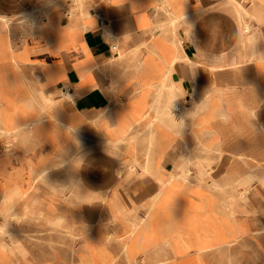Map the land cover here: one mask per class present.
Wrapping results in <instances>:
<instances>
[{
	"label": "crops",
	"instance_id": "obj_1",
	"mask_svg": "<svg viewBox=\"0 0 264 264\" xmlns=\"http://www.w3.org/2000/svg\"><path fill=\"white\" fill-rule=\"evenodd\" d=\"M70 7L0 0V205L42 201L58 220H109L117 242L85 244L91 254L77 264H105L101 249L112 264L119 253L123 264H264V0ZM174 85L192 113L183 124L168 109ZM180 162L190 170L182 185L191 208L173 195ZM51 170L58 182L37 200L33 187ZM210 193L225 205L222 240L179 249L170 231L172 241L164 236L127 257L119 239L126 227L173 220L182 208L195 214ZM8 244L0 238V264H20Z\"/></svg>",
	"mask_w": 264,
	"mask_h": 264
},
{
	"label": "rangeland",
	"instance_id": "obj_2",
	"mask_svg": "<svg viewBox=\"0 0 264 264\" xmlns=\"http://www.w3.org/2000/svg\"><path fill=\"white\" fill-rule=\"evenodd\" d=\"M49 1L57 4L59 2L69 3L71 9H75V6H79L80 3V0ZM233 1L235 3L240 1L244 5H247L249 2V0ZM225 13L227 16L234 17V13L230 9H226ZM22 14L24 18L30 16L26 11L22 12ZM173 17H171L169 24L175 22V18ZM172 28L174 34L176 31L175 35L177 37L180 36L177 23L176 25L173 24ZM174 87L175 92L177 93V98L183 101L185 99V91H179L176 85H174ZM174 99L175 98L172 97V102L169 104L168 109L170 115L173 116L174 124H177L176 122L180 121L179 116H181L183 119L180 124H183L185 120L184 116L188 113L190 115L192 114L190 111L186 110L187 102L182 103V107L180 108L181 111H177L176 113L175 104L177 100ZM194 114L199 116L197 117L198 121H203L204 115L201 112L194 111ZM176 133L177 132L173 129V139ZM182 134L186 137V133ZM214 136L209 143H206V145L208 144V146H212V143L217 140L219 133ZM229 142L232 143V140H229ZM219 147L223 148V143H221ZM255 149L256 151H259L261 150V146L258 144ZM255 149L252 148L251 151H254ZM78 159L79 157L72 159V165H76ZM178 164L176 168H181L183 166L182 169L188 173L190 178V170L186 167V164L182 162ZM132 166L133 168H136V165L133 164ZM58 173V171L51 170L39 177L37 180L38 186L33 187L35 188L34 192L37 195H40L36 197L37 200L44 199L42 198L44 195V185L49 184L50 186H54L57 184ZM185 189L186 188L180 183V181L173 179V195L180 197L179 200L181 201V205L189 206L191 208L192 204L190 205L187 203V199H184V195L186 194L184 191ZM41 190L43 193H41ZM188 190L192 191L194 190V187H190ZM248 192L249 187H246L245 193L247 195L244 198H247ZM233 196L234 195L231 197L232 199L234 198ZM11 205L9 203L0 205V227L1 223L4 226V231L0 232V238L1 241L5 242L7 245H9L8 242H13L17 261L20 264H77L81 258L86 260V256L89 257L91 254L89 250H83L85 244L90 242L95 244L96 242L115 243L118 240L107 227L109 220L97 219L92 220V222L85 219L64 218L58 220L54 215H50L47 212V203L42 201L30 203L27 208L23 203L17 205L13 203ZM56 205L58 206V204ZM224 206V204L218 202L210 193L206 202L201 203L200 205H193L192 209L196 212L195 214H192L191 212H182L186 210L183 208L179 209L178 207L179 210L177 211V215L173 217V220L150 217L140 221H134L128 228H125L126 232L124 234L119 235V239L123 243L124 248L126 249V255L129 259H136L137 253L140 252L144 246L156 243L164 236L167 241H172L168 235L170 231H173V246L179 249H183L187 246L202 247L204 245L215 243L222 240L227 235V232L224 231L223 225L225 220L218 217L220 211L225 210ZM57 209L58 207L55 206L54 211ZM82 226L83 228L81 229ZM101 254L107 259H105V264H112L114 262V257L108 255L104 249H101ZM122 259L123 258L119 253L117 261L114 264H123Z\"/></svg>",
	"mask_w": 264,
	"mask_h": 264
},
{
	"label": "bare ground",
	"instance_id": "obj_3",
	"mask_svg": "<svg viewBox=\"0 0 264 264\" xmlns=\"http://www.w3.org/2000/svg\"><path fill=\"white\" fill-rule=\"evenodd\" d=\"M164 2V1H163ZM52 8V7H51ZM51 10V9H50ZM49 11V10H48ZM32 12V11H31ZM36 12V11H35ZM34 13V12H33ZM98 14V13H97ZM158 14V13H157ZM178 15V14H177ZM180 15V14H179ZM182 15V14H181ZM12 16V15H11ZM161 17V16H160ZM60 24V23H59ZM81 25V24H80ZM34 27H35V25H34ZM211 27V26H210ZM121 33V32H120ZM166 37V36H165ZM129 38V37H128ZM168 40V39H167ZM91 49V48H90ZM155 51V50H154ZM4 53V52H3ZM177 56V55H176ZM66 59V58H65ZM235 63V62H234ZM18 65V64H17ZM211 89V88H210ZM2 94V93H1ZM180 94V93H179ZM169 96L172 98H175L174 100H177L176 101V104H175V108L176 107H182V103H184V102H187L188 101V98H187V94H185V99L183 100V101H181V100H179L178 98H177V93L175 92V91H173V90H170L169 91ZM179 97V96H178ZM16 98V97H15ZM172 102V101H171ZM3 103V102H2ZM2 108V107H1ZM47 109V108H46ZM172 109H174V108H172ZM13 112V111H12ZM23 112V111H22ZM24 112H26L25 110H24ZM198 112V111H197ZM22 114V113H21ZM189 114V113H188ZM192 114V113H191ZM190 115V114H189ZM1 116V115H0ZM12 116V115H11ZM41 116V115H40ZM48 116V115H47ZM52 116V115H51ZM2 117V116H1ZM0 117V118H1ZM16 117H17V115H16ZM43 117V116H42ZM41 117V118H42ZM53 117V116H52ZM197 117H199V116H197ZM25 118V117H24ZM37 118V117H36ZM39 118V117H38ZM43 118H45V117H43ZM5 119H6V117H5ZM28 119V118H27ZM35 119V118H34ZM183 119V118H182ZM9 119H7V121H8ZM13 119L11 118V121H12ZM30 120V119H29ZM32 120H33V118H32ZM179 120V119H178ZM199 120H200V118H199ZM4 121V120H3ZM14 121V120H13ZM12 121V122H13ZM18 121V120H17ZM31 121V120H30ZM38 121H39V119H38ZM6 122V121H5ZM29 122V121H28ZM33 122V121H32ZM70 122V121H69ZM3 123V122H2ZM177 123V122H176ZM13 124H15L14 122H13ZM32 124V123H31ZM20 126V125H19ZM14 127V126H13ZM30 128V127H29ZM33 128H34V126H33ZM1 130V129H0ZM5 130V129H4ZM7 130V129H6ZM13 130V129H12ZM9 131H10V129H9ZM96 131V130H95ZM3 132V131H2ZM87 134V133H86ZM216 135H218V134H216ZM215 137V136H214ZM217 137V136H216ZM116 140V139H115ZM107 142H109V141H111V140H106ZM198 143V142H197ZM209 143V142H208ZM208 145V144H207ZM5 147V146H4ZM3 149V148H2ZM3 155H5V154H3ZM75 157H79V154H77L76 156H74L72 159H74ZM40 159V158H39ZM71 159V160H72ZM179 159V158H178ZM1 160V159H0ZM41 162V161H40ZM179 165V164H178ZM183 167V166H182ZM182 167L180 168H175L174 170H173V173L171 174V177L173 178V179H176L177 181H180V183L181 184H183L184 182H185V180H187L188 178H189V176H188V173L187 172H185L183 169H182ZM43 172V171H42ZM44 174V173H43ZM73 175H77V174H73ZM9 178V177H8ZM13 178V177H12ZM73 178V177H72ZM9 180V179H8ZM10 180H11V177H10ZM75 180V179H74ZM77 181V180H76ZM8 182V181H7ZM10 182V181H9ZM37 182V181H36ZM2 183H4V182H2ZM6 184V183H5ZM35 184V183H34ZM8 186V185H7ZM25 187V186H24ZM181 188V187H180ZM179 188V189H180ZM19 189V188H18ZM22 189V188H21ZM24 189V188H23ZM164 189V188H163ZM27 190H29V189H27ZM39 190V189H38ZM246 191H248V190H246ZM21 192V191H20ZM9 193V192H8ZM19 193V192H18ZM26 194V193H25ZM247 195V194H246ZM8 197V196H7ZM32 205V204H31ZM225 207V206H224ZM15 209V208H14ZM222 211V210H221ZM182 212H184V211H182ZM182 212H181V214H182ZM180 214V213H179ZM255 214V213H254ZM182 219V218H181ZM78 224V223H77ZM4 228V227H3ZM82 228V227H81ZM3 232V231H2ZM134 232V231H133ZM228 234V233H227ZM87 237V236H86ZM90 237V236H89ZM132 237V236H131ZM85 238V237H84ZM86 239V238H85ZM91 240V239H90ZM124 241H126V240H124ZM232 241V240H231ZM2 243V242H1ZM5 243V242H4ZM2 245V244H1ZM194 250V249H193ZM99 251V250H98ZM90 252V251H89ZM9 255V254H8ZM10 256V255H9ZM101 256V255H100ZM92 260V259H91ZM174 261V260H173Z\"/></svg>",
	"mask_w": 264,
	"mask_h": 264
},
{
	"label": "built area",
	"instance_id": "obj_4",
	"mask_svg": "<svg viewBox=\"0 0 264 264\" xmlns=\"http://www.w3.org/2000/svg\"><path fill=\"white\" fill-rule=\"evenodd\" d=\"M180 109V107H176V110H179Z\"/></svg>",
	"mask_w": 264,
	"mask_h": 264
}]
</instances>
